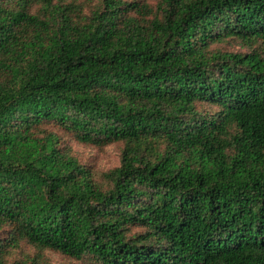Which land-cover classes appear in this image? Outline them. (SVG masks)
Masks as SVG:
<instances>
[{
	"label": "trees",
	"instance_id": "obj_1",
	"mask_svg": "<svg viewBox=\"0 0 264 264\" xmlns=\"http://www.w3.org/2000/svg\"><path fill=\"white\" fill-rule=\"evenodd\" d=\"M82 12L0 0V264H264V0Z\"/></svg>",
	"mask_w": 264,
	"mask_h": 264
},
{
	"label": "rangeland",
	"instance_id": "obj_2",
	"mask_svg": "<svg viewBox=\"0 0 264 264\" xmlns=\"http://www.w3.org/2000/svg\"><path fill=\"white\" fill-rule=\"evenodd\" d=\"M57 1V0H56ZM64 2L75 4L79 12L83 13V15H88V13L94 9L96 6L102 3V0H63ZM126 2H131L132 0H123ZM140 3H149L154 5L157 0H137ZM231 50L239 51L240 48L238 46L230 47ZM201 110L214 113L215 109L207 106L201 107ZM52 130L56 131L61 135V144L67 149H71L72 154L78 159V161L88 168L96 180L100 183L105 182L104 174L108 171L120 166L121 163V152L122 145L121 144H113L103 148H97L93 146H88L84 144H80L76 142L71 136H66L60 133L56 128L50 127ZM36 250L31 247L25 245L20 252V254H29L34 255ZM44 257L48 264H89L87 261H77L62 256L58 253L44 252Z\"/></svg>",
	"mask_w": 264,
	"mask_h": 264
}]
</instances>
